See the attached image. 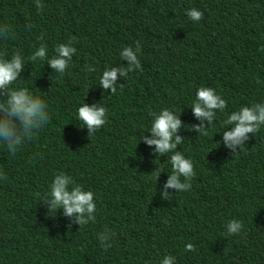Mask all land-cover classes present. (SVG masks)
Returning <instances> with one entry per match:
<instances>
[{
    "label": "trees",
    "instance_id": "16d2710c",
    "mask_svg": "<svg viewBox=\"0 0 264 264\" xmlns=\"http://www.w3.org/2000/svg\"><path fill=\"white\" fill-rule=\"evenodd\" d=\"M40 2L42 13L36 0H0V25L15 33L0 40V53L10 59L19 51L26 61L13 87L45 99L50 115L15 156L0 143L8 178L0 181V264H160L165 255L176 264H264V126L235 155L222 143L228 115L264 102V0ZM191 8L203 12L200 22L186 16ZM73 37L77 52L65 73L27 61L40 43L50 58ZM137 41L142 70L118 74L111 95L100 76L126 67L120 53ZM86 64L97 71H84ZM199 87L227 101L207 137L188 129L200 123L191 109ZM83 103L108 109V122L90 137L78 119ZM164 108L180 115L176 134L185 141L177 151L196 172L189 191L167 189V200L172 153L155 155L140 140L152 138L150 112ZM59 172L95 192L94 223L80 227L62 208L51 216L40 203L37 194L50 191ZM232 219L243 221L240 235H227ZM106 228L116 234L107 251L98 239ZM188 243L195 252L185 251Z\"/></svg>",
    "mask_w": 264,
    "mask_h": 264
},
{
    "label": "clouds",
    "instance_id": "9594fccd",
    "mask_svg": "<svg viewBox=\"0 0 264 264\" xmlns=\"http://www.w3.org/2000/svg\"><path fill=\"white\" fill-rule=\"evenodd\" d=\"M35 7L38 13H42L44 5L40 0H36ZM185 14L191 21L197 23L203 19L204 15L196 8L187 10ZM25 27L30 31L32 26L29 24ZM8 39H15V33L7 24L0 25V40ZM40 39L42 40L43 37L41 36ZM74 40L73 37L69 39L68 43L56 46L54 55L50 58L47 44L40 43L39 47L27 57V61L35 64L38 60H46L47 65L55 73L63 74L77 52V49L73 46ZM140 52L139 41L136 42L135 49L131 46L125 47L120 56L122 60L127 61V66L105 68L100 76V86L106 92L110 89L111 95H115L117 93L116 81L118 74L127 77L129 72L136 69L142 70L138 58ZM5 56L6 54L0 53V97L6 98L4 102L0 103V143L6 147L10 155L15 156L26 142H31L38 131L50 122V115L45 99L35 95L27 87H13L25 70L26 61L23 54L15 51L10 59L5 58ZM84 71L92 73L97 69L91 64H86ZM51 79H53V76ZM119 87L123 89L124 85L122 84ZM226 108L227 101L220 94H217L215 89L199 87L191 109L200 123L191 127L187 126L189 131H195L199 135L207 137L210 126L216 120L217 111L224 112ZM77 114L78 119L88 129L89 137L93 136L108 122V109L100 103H93L91 107L83 103L78 108ZM150 115L153 118L150 128L152 138L149 139L143 136L140 140H143L150 147L154 146L153 154L155 155L163 156L172 153L170 156L171 174H169L162 192L163 198L167 200L171 197L167 189H174L176 193L189 191L196 172L192 159L186 158L182 151H177V147L185 141L176 134L182 127L180 115L175 114L170 108L161 109L158 113L155 111L150 112ZM223 125L226 127L231 125V130H225L222 133V143L231 149L233 155H235L239 150H243L245 142L249 140V134L254 137L260 131L261 126H264V102L253 103L251 106H241L227 116L223 121ZM160 173L159 170L152 172L156 181ZM181 177L184 178L183 181ZM7 179L6 174L0 172V181L7 182ZM37 195L40 203L42 202L51 216H55L62 208L63 216L75 217L72 222L80 227L96 221L95 192L84 190L67 173H57L50 185V191L43 194L38 193ZM226 227L227 235H240L244 229L243 221L237 219L230 220ZM115 235L107 228L104 232L98 234V239L105 251L112 247L110 239ZM185 251L195 252L196 248L193 244L188 243L185 246ZM160 264H176V258L172 255H165Z\"/></svg>",
    "mask_w": 264,
    "mask_h": 264
}]
</instances>
